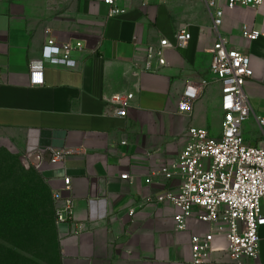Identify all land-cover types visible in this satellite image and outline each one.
<instances>
[{
    "label": "crops",
    "instance_id": "obj_1",
    "mask_svg": "<svg viewBox=\"0 0 264 264\" xmlns=\"http://www.w3.org/2000/svg\"><path fill=\"white\" fill-rule=\"evenodd\" d=\"M119 3L125 14L110 16L104 0H0V140L25 158L74 150L61 164L41 162L54 219L63 208L54 202L56 191L76 206L73 222L55 223L61 264H194L191 237L211 224L195 209L188 229L177 230L178 210L157 198L177 190L180 180L146 179L177 159L191 126L221 133V85L210 71L219 32L251 58L254 75L245 85L251 115L243 135L249 145L261 143L264 36L248 40L241 31L249 25L264 32V9L229 8L219 0L224 17L217 30L203 0ZM183 26L192 34L188 46L168 48L165 65L154 60L145 70L147 45L162 37L175 43ZM50 38L82 43L74 51L76 67L43 59ZM33 72L43 73V83L34 84ZM205 79L210 83L191 111L182 110L186 86ZM118 93L134 94L125 117L111 102ZM64 176L72 178L70 192L63 190ZM260 237L259 258L245 264H264V227ZM215 247L214 264H231L226 240L217 238Z\"/></svg>",
    "mask_w": 264,
    "mask_h": 264
},
{
    "label": "built area",
    "instance_id": "obj_2",
    "mask_svg": "<svg viewBox=\"0 0 264 264\" xmlns=\"http://www.w3.org/2000/svg\"><path fill=\"white\" fill-rule=\"evenodd\" d=\"M203 1L212 16L214 28L219 30L223 23L224 8L219 0ZM104 2L110 6V16L125 14L126 9L120 5L119 0ZM225 2L229 8L241 5L264 9V0ZM241 33L248 40H257L264 36L263 31L249 25H244ZM175 37V43L162 37L158 44L147 45L145 70L153 68L154 60L160 66L165 65L166 50L173 47L186 48L192 34L187 26H183ZM82 46L81 42H58L50 38L43 46L42 57L53 65L74 68L77 66L74 51ZM210 53V71L214 80L221 85V133L214 136L205 128L191 126L177 159L153 173L146 181L151 182L154 175L168 180H180L177 190L169 189L157 198L160 202L172 204L178 210L174 217L177 230L188 229V219L195 209L200 210L197 215L199 220L211 224L209 232L191 237L194 264H214L213 256L217 250L215 243L220 237L226 240L231 264H245L247 259L259 258L260 229L264 227V116L257 117V123L263 132L261 143L247 144L243 126L251 115V105L245 91L246 83L254 75L251 58L247 53L234 48L220 32ZM42 74L33 72L34 84L43 83ZM209 83L205 79L199 83L188 84L183 92L184 102L181 109L190 112L192 103L201 96ZM133 99V93H118L111 98L118 116H127ZM72 152L74 150H53L50 164L55 166L63 163ZM31 155H27L26 159ZM35 168L43 172L42 163L35 165ZM121 178L134 180L129 174H124ZM63 181V190L70 192L72 178L64 176ZM53 198L56 205L63 203V208L56 209V225L73 222L76 213L73 198L64 197L60 191H56ZM128 214L133 216L135 210H129Z\"/></svg>",
    "mask_w": 264,
    "mask_h": 264
},
{
    "label": "rangeland",
    "instance_id": "obj_3",
    "mask_svg": "<svg viewBox=\"0 0 264 264\" xmlns=\"http://www.w3.org/2000/svg\"><path fill=\"white\" fill-rule=\"evenodd\" d=\"M21 202L29 204L27 227L14 235L0 226V264H61L50 188L25 157L0 140V213Z\"/></svg>",
    "mask_w": 264,
    "mask_h": 264
},
{
    "label": "trees",
    "instance_id": "obj_4",
    "mask_svg": "<svg viewBox=\"0 0 264 264\" xmlns=\"http://www.w3.org/2000/svg\"><path fill=\"white\" fill-rule=\"evenodd\" d=\"M28 210L29 204H26V202H21L14 208L5 206L0 213V226H3L5 229H10L14 235L22 231V229L27 227V218L25 214L28 213ZM31 210H35L34 207L31 208L30 211ZM53 220L55 222L54 216Z\"/></svg>",
    "mask_w": 264,
    "mask_h": 264
},
{
    "label": "water",
    "instance_id": "obj_5",
    "mask_svg": "<svg viewBox=\"0 0 264 264\" xmlns=\"http://www.w3.org/2000/svg\"><path fill=\"white\" fill-rule=\"evenodd\" d=\"M29 161L32 162L34 165H38L40 164L42 161H50V156L47 157H43L38 154V153H34L29 157Z\"/></svg>",
    "mask_w": 264,
    "mask_h": 264
}]
</instances>
